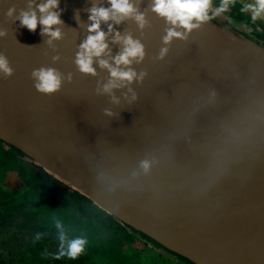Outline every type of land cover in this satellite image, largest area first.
Masks as SVG:
<instances>
[{"label":"water","instance_id":"95a60500","mask_svg":"<svg viewBox=\"0 0 264 264\" xmlns=\"http://www.w3.org/2000/svg\"><path fill=\"white\" fill-rule=\"evenodd\" d=\"M38 1L45 2L0 0V56L10 69H0V140L79 183L90 197L73 190L192 264L197 263L156 237L164 235L204 262L213 253L264 264V177L226 194H179L146 182L125 145L144 133L188 136L225 128L245 147L264 148V60L250 55L264 52V45L233 28L237 22L229 11L209 0L223 20L208 8V19L194 18L197 26L189 30L175 28L182 35L168 42L162 37L174 27L169 23L130 24L124 30L101 21L107 49L93 57L94 74L85 73L75 61L89 35V15L76 13L67 24L58 15L61 22L48 27L60 35L52 37L42 31L39 17L46 13L36 9ZM29 11L37 16L34 30L20 22L21 13ZM116 32L138 41L144 53L120 67L144 75L105 92L110 74L97 61L113 64L112 57L122 51L123 43L113 40ZM161 49H166L163 56ZM40 68L59 73L57 89L36 88L32 73ZM155 163L168 171L163 180L152 170ZM148 165L157 183L178 180L165 160Z\"/></svg>","mask_w":264,"mask_h":264},{"label":"rangeland","instance_id":"374dc122","mask_svg":"<svg viewBox=\"0 0 264 264\" xmlns=\"http://www.w3.org/2000/svg\"><path fill=\"white\" fill-rule=\"evenodd\" d=\"M239 2L253 13L249 6L256 5L258 0ZM208 8V13L218 14L220 21L223 20L224 15L210 2ZM258 18L264 26V15ZM233 28L249 32L240 23H234ZM10 153L22 157L15 149L5 151L1 141L0 264H192L180 262L116 218L117 232L104 229L93 214L94 209L103 210L90 199L87 198L90 202L76 201L73 193L77 191L73 188L65 185L69 191L64 190L63 182L45 171L44 175L30 158L21 163ZM153 165L156 178L163 180L168 175L167 169L160 164ZM56 220L64 225L65 247L76 236L87 240L84 251L75 259L58 255L61 241ZM37 233H40L39 239Z\"/></svg>","mask_w":264,"mask_h":264},{"label":"bare ground","instance_id":"6f19581e","mask_svg":"<svg viewBox=\"0 0 264 264\" xmlns=\"http://www.w3.org/2000/svg\"><path fill=\"white\" fill-rule=\"evenodd\" d=\"M129 2L138 12L143 13L145 23H168L164 17L152 10L153 0ZM42 3L38 1L35 4L36 9L37 5ZM93 6L109 7L110 4L109 0H58L56 7L50 11L57 12L63 23L67 24L70 17L76 13L82 11L84 16L89 15L88 10ZM109 21L124 30H129L130 24H138L132 16L121 19L119 23L112 19ZM250 55L264 60L263 51L255 50ZM125 145L141 168L139 170L146 182L158 184L179 194H226L255 186L264 177V148L260 145L245 147L239 138L229 136L225 128H209L188 136L165 132L144 133L130 138ZM158 158L165 160L170 170L179 175L178 180L157 183L158 180L148 171V163ZM35 162L46 173L90 197L79 183L39 160L35 159ZM144 162H147V168L143 166ZM157 168L161 171L159 167ZM156 239L170 249L187 255L197 264H261L251 259H238L213 253L209 255L208 263L188 255L164 235L157 236Z\"/></svg>","mask_w":264,"mask_h":264},{"label":"clouds","instance_id":"9594fccd","mask_svg":"<svg viewBox=\"0 0 264 264\" xmlns=\"http://www.w3.org/2000/svg\"><path fill=\"white\" fill-rule=\"evenodd\" d=\"M58 0H45L44 3L37 5L39 11L44 14L39 17V23L45 26L42 31L49 32L52 37H59V30H51L48 26L60 23L58 13L50 11L51 8L56 7ZM109 7H96L89 8V17L91 24L88 27L89 35L80 44V49L76 56L75 63L78 65L79 70L85 73L94 74V68L92 67L93 57L99 58L101 53H104L107 49V43L105 41V33L100 29L99 25L101 21H108L112 19L116 23H119L121 19L132 16L139 24L143 26L145 23L143 13L138 12L129 0H109ZM209 7V0H153L152 10L158 13L160 16L166 19L170 25L166 29V35L162 37L164 42H168L173 37H181V32L175 30V28L183 27L189 30L197 25L192 23L193 19L197 22L208 19L207 9ZM253 8V19L258 15H264V0H258L256 5H250ZM219 11V9H217ZM11 9L9 10V14ZM20 22L23 26H26L30 30H34L37 26V16L35 11L22 12L20 16ZM111 31L112 25H108ZM186 34V33H185ZM113 40L123 43L122 51L112 57L113 64H109L106 59H98V64L101 67L107 68L110 74V79L103 85V91L110 92L112 88L120 87L124 81L131 82L135 77L139 80L144 74L141 72L139 76L131 68H122L120 65H128L131 63L130 58H142L143 46L131 36H121L118 32L113 33ZM166 49H161L160 55L163 56ZM0 69H3L5 73L10 69L7 67V62L3 56H0ZM32 75L37 78L36 88L43 92H51L59 87L60 76L54 69L40 68L34 70ZM132 99H135L133 93ZM143 166L147 168V162H144ZM55 227L59 230V238L61 241L59 256H67L68 258L75 259L79 254L84 251V246L87 240L83 236H76L67 241L65 247V230L64 225L60 220L55 221ZM40 233H37L36 238L39 239Z\"/></svg>","mask_w":264,"mask_h":264},{"label":"trees","instance_id":"16d2710c","mask_svg":"<svg viewBox=\"0 0 264 264\" xmlns=\"http://www.w3.org/2000/svg\"><path fill=\"white\" fill-rule=\"evenodd\" d=\"M214 1L219 6L223 7L226 11H229V16L232 20L252 29L251 33L248 34V36L251 39H253L257 42H260L262 45H264V27L261 26L260 24H258L254 19H252L244 9H242L240 6L236 5L232 0H214ZM74 194H75L76 201H82V200L89 201L87 198L78 194L77 192H74ZM93 209H94V207H93ZM93 212H94L93 213L94 216H96L98 219H100L102 226H104L107 229L114 230V232H117L116 227H115L116 224L114 223L115 220L111 215H108L104 211L97 210V209H94ZM130 229H132V228H130ZM141 236L143 238H145L147 241L151 242L152 244H154L160 248H163L162 246H160L159 244H157L155 241H153L149 237L145 236L144 234H141ZM163 249L165 251H167V253L172 254L177 259L181 260L182 262L190 263L187 259H185V258H183V257H181V256H179L173 252H170V251L166 250L165 248H163Z\"/></svg>","mask_w":264,"mask_h":264},{"label":"flooded vegetation","instance_id":"af4514ba","mask_svg":"<svg viewBox=\"0 0 264 264\" xmlns=\"http://www.w3.org/2000/svg\"><path fill=\"white\" fill-rule=\"evenodd\" d=\"M236 5H238V6H240L242 9H244L248 14H249V16L253 19V13L251 12V11H249V9H247L244 5H242V3L241 2H239V0H232ZM258 24H260L261 26H263V24H262V21L261 20H259V18H258V16H256L255 17V19H254ZM244 26V25H243ZM247 30H249V32H247V33H245V34H250L251 33V31H252V29H250L249 27H246V26H244ZM264 27V26H263ZM1 142V141H0ZM4 145H5V151H7V152H10V151H12V149H15V148H13L12 146H10L9 144H6V143H4ZM15 150H17V149H15ZM18 151V150H17ZM21 155H22V157H18V156H14V154L13 153H10L11 155H13V158L15 157V159H17V161H20L21 163H23L24 162V160H25V158H27V159H29L27 156H25L23 153H21L20 151H18ZM10 154H9V157H10ZM30 160V159H29ZM2 171H3V169H2ZM42 171L44 172V170L42 169ZM44 175H45V172H44ZM49 177V176H48ZM55 178V177H54ZM60 185V184H59ZM62 186V185H61ZM63 187V189L64 190H67V191H69L68 189H67V187H65V185L64 186H62ZM72 188V187H71ZM74 189V188H73ZM73 195H74V197H75V194L73 193ZM76 199V198H75ZM102 226V225H101ZM104 229H106V230H110V229H107V228H105L104 226H102ZM167 252V251H166ZM169 255H171V256H173L172 254H169ZM175 257V256H174ZM177 260H179V259H177ZM180 262H182L181 260H179ZM185 263V262H184Z\"/></svg>","mask_w":264,"mask_h":264}]
</instances>
